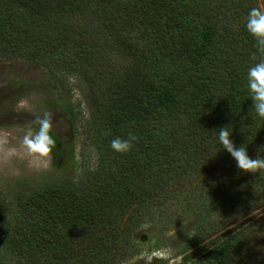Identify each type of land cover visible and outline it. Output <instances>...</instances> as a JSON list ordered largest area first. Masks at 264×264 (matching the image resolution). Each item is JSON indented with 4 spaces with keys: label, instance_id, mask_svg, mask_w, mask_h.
Returning <instances> with one entry per match:
<instances>
[{
    "label": "trees",
    "instance_id": "1",
    "mask_svg": "<svg viewBox=\"0 0 264 264\" xmlns=\"http://www.w3.org/2000/svg\"><path fill=\"white\" fill-rule=\"evenodd\" d=\"M253 7L264 0H0V58L38 63L71 123L89 107L75 134L96 153L18 195L5 246L34 247L39 264H124L134 231L157 218L161 232L187 223L191 264H243L252 236L264 241V225L239 221L264 213V171L237 169L215 130L252 158L264 144L246 87L261 56L244 27ZM130 134L127 153L110 148ZM49 135L57 172L74 147Z\"/></svg>",
    "mask_w": 264,
    "mask_h": 264
},
{
    "label": "rangeland",
    "instance_id": "2",
    "mask_svg": "<svg viewBox=\"0 0 264 264\" xmlns=\"http://www.w3.org/2000/svg\"><path fill=\"white\" fill-rule=\"evenodd\" d=\"M74 81L71 79V83ZM73 94L67 100L78 101V91H73ZM56 96L55 85L45 77L38 63L0 58V264H36L39 261L31 260L34 253L31 249L34 247H24L23 256L15 255L13 247H6L1 237L6 231L3 221L11 223L15 218L18 195L30 193L54 178L73 177L80 171L79 163L91 166L95 161V150L81 145V138L75 134L89 116V107L81 104L75 108L80 111L76 112L78 116L71 123L64 110L53 102ZM42 118L49 120L50 130L55 133L60 145L65 147L72 143L74 147L75 160L68 166L59 167L57 172L53 170L51 153L47 158L36 159L28 155L22 143L27 131L36 130L37 121ZM240 220L243 224L254 221L253 228L256 231L259 225H264L259 222L264 221V213H257L251 218H239ZM236 223L234 220L228 228ZM189 229L187 223H183L180 227L173 226L166 232H161L157 218L144 221L134 231L135 243L129 248L131 256L124 264L198 262L200 252L189 253L182 247L191 233ZM251 241L253 246L246 247V261L243 264L247 261L264 264L262 237L255 233ZM256 252L258 253L254 254Z\"/></svg>",
    "mask_w": 264,
    "mask_h": 264
},
{
    "label": "clouds",
    "instance_id": "3",
    "mask_svg": "<svg viewBox=\"0 0 264 264\" xmlns=\"http://www.w3.org/2000/svg\"><path fill=\"white\" fill-rule=\"evenodd\" d=\"M244 27L256 41L257 52L261 54L259 59L255 55L251 57L255 62L247 69L246 87L252 100L251 111H254L257 117L264 120V8L253 7L249 9ZM37 123L38 128L36 130L29 129L23 137L22 143L28 155L36 159H44L49 156L55 146V141L49 135V120L42 118ZM215 131L217 142L235 161L237 169L250 173L264 171V144L258 146L257 155L252 158L248 155L247 147L234 145L230 139L231 132L228 126L220 127ZM134 138L131 134L128 139L115 137L110 141V148L117 153H127Z\"/></svg>",
    "mask_w": 264,
    "mask_h": 264
}]
</instances>
